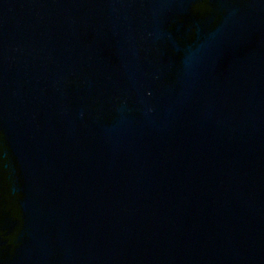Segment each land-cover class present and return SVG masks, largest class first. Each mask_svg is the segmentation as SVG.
<instances>
[{
  "label": "water",
  "instance_id": "95a60500",
  "mask_svg": "<svg viewBox=\"0 0 264 264\" xmlns=\"http://www.w3.org/2000/svg\"><path fill=\"white\" fill-rule=\"evenodd\" d=\"M0 264H264V0H0Z\"/></svg>",
  "mask_w": 264,
  "mask_h": 264
}]
</instances>
